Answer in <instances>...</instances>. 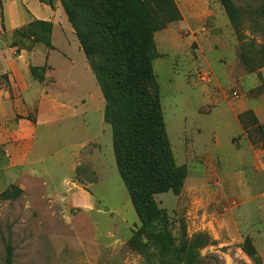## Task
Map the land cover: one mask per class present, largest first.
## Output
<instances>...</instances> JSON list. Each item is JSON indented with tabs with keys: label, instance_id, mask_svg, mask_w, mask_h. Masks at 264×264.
Wrapping results in <instances>:
<instances>
[{
	"label": "rangeland",
	"instance_id": "rangeland-1",
	"mask_svg": "<svg viewBox=\"0 0 264 264\" xmlns=\"http://www.w3.org/2000/svg\"><path fill=\"white\" fill-rule=\"evenodd\" d=\"M174 1L181 18L154 32L152 67L185 177L178 194L154 201L176 242L183 233L205 239L202 264H264V67L242 63L219 0ZM233 1L247 13L261 5ZM41 2L57 10L51 47L7 30L0 0V194L20 190L0 196V264L6 243L11 264H160L153 246L129 242L140 222L116 169L103 96L60 1ZM260 27L246 14L242 43L255 61Z\"/></svg>",
	"mask_w": 264,
	"mask_h": 264
},
{
	"label": "trees",
	"instance_id": "trees-1",
	"mask_svg": "<svg viewBox=\"0 0 264 264\" xmlns=\"http://www.w3.org/2000/svg\"><path fill=\"white\" fill-rule=\"evenodd\" d=\"M59 1L103 96V119L111 127L116 169L140 222L130 244L153 246L160 264H202L198 248L205 244V239L199 236L189 239L183 233L176 242L168 228L165 210L158 208L154 201L157 193L170 190L178 194L185 177V167L177 165L173 158L152 67L157 55L154 32L181 18L175 1ZM219 3L241 42L242 63L250 71L264 67V44L261 60L256 57L255 61L242 43L245 38L242 22L246 14L260 19L258 30L264 43V0L250 13L233 0H219ZM47 4L52 7L51 2ZM14 32L51 47L49 21L34 20ZM18 192L11 185L0 196L12 198ZM246 250L254 255L249 245ZM11 262L12 247L6 243L3 264Z\"/></svg>",
	"mask_w": 264,
	"mask_h": 264
},
{
	"label": "crops",
	"instance_id": "crops-1",
	"mask_svg": "<svg viewBox=\"0 0 264 264\" xmlns=\"http://www.w3.org/2000/svg\"><path fill=\"white\" fill-rule=\"evenodd\" d=\"M56 11L40 0H2L3 21L7 30L18 29L33 19L51 21L54 29ZM78 53L83 57L80 51Z\"/></svg>",
	"mask_w": 264,
	"mask_h": 264
},
{
	"label": "built area",
	"instance_id": "built-area-1",
	"mask_svg": "<svg viewBox=\"0 0 264 264\" xmlns=\"http://www.w3.org/2000/svg\"><path fill=\"white\" fill-rule=\"evenodd\" d=\"M196 76H197V79L199 81H204V80L206 81L208 79L209 74H208V72L199 71V72H197ZM232 94L236 95V93L234 91L232 92Z\"/></svg>",
	"mask_w": 264,
	"mask_h": 264
}]
</instances>
